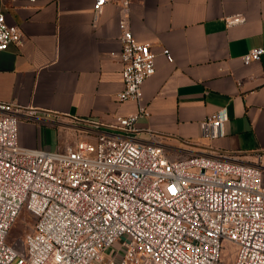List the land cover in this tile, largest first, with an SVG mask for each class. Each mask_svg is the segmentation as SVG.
Returning a JSON list of instances; mask_svg holds the SVG:
<instances>
[{
    "label": "built area",
    "instance_id": "1",
    "mask_svg": "<svg viewBox=\"0 0 264 264\" xmlns=\"http://www.w3.org/2000/svg\"><path fill=\"white\" fill-rule=\"evenodd\" d=\"M108 1L92 0L94 21ZM118 1L117 99L137 103L108 126L120 133L83 120L87 138L63 149L23 146L19 115L35 111L0 101V264H221L222 241L235 246L232 264H264V167L201 154L172 159L135 139L137 120L148 114L141 85L155 72V53L132 34L130 0ZM21 41L0 11V51ZM161 53L173 60L168 48ZM263 54L255 46L242 60ZM225 119L221 111L206 116L203 133L222 134ZM23 210L34 226L19 251L6 236Z\"/></svg>",
    "mask_w": 264,
    "mask_h": 264
},
{
    "label": "crops",
    "instance_id": "2",
    "mask_svg": "<svg viewBox=\"0 0 264 264\" xmlns=\"http://www.w3.org/2000/svg\"><path fill=\"white\" fill-rule=\"evenodd\" d=\"M0 11L22 34L0 51V101L35 111L19 115V143L63 149L83 120L120 133L108 126L137 103L117 99L119 1L106 2L95 21L92 0H0ZM235 15L241 20L226 21ZM127 20L155 53V72L141 85L148 114L137 120L135 139L172 159L201 154L264 167V54L242 60L264 46V1L130 0ZM219 111L222 134H204L201 121Z\"/></svg>",
    "mask_w": 264,
    "mask_h": 264
},
{
    "label": "rangeland",
    "instance_id": "3",
    "mask_svg": "<svg viewBox=\"0 0 264 264\" xmlns=\"http://www.w3.org/2000/svg\"><path fill=\"white\" fill-rule=\"evenodd\" d=\"M82 138H87L86 134L83 130H78L75 132V134L70 136V139L68 141L63 137L64 140L62 145H64L65 147L68 144H74ZM33 226V216L28 211L23 210L18 214L15 221L13 222L6 236V241L15 249L22 251L23 238L33 230ZM234 251L235 246L233 244L227 241H222L220 251L221 264H232Z\"/></svg>",
    "mask_w": 264,
    "mask_h": 264
}]
</instances>
